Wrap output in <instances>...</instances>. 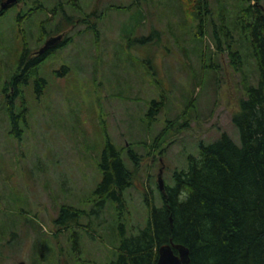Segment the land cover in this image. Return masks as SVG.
<instances>
[{
  "label": "rangeland",
  "instance_id": "1",
  "mask_svg": "<svg viewBox=\"0 0 264 264\" xmlns=\"http://www.w3.org/2000/svg\"><path fill=\"white\" fill-rule=\"evenodd\" d=\"M206 1L214 14L203 21L202 31L205 6L197 16L189 0H17L4 8L0 264L21 259L25 264H60L59 250L68 249L69 234L53 219L61 203L92 205L91 191L101 177L96 158L104 129L130 168L127 148L142 155L124 192L125 216L134 227L145 224V196L153 194L158 202L160 168L163 182L171 183L172 171L186 165L188 153L197 154L200 140L212 141L225 131L239 143L231 117L247 84L257 80L255 60L233 29L220 34L218 46L212 23L218 22L220 0ZM27 9H32L28 16ZM41 21L45 33L40 37ZM153 29L152 41L139 42L140 34ZM61 31L64 43L39 62L37 74L45 79L40 91L35 92L32 76L14 95L9 78L23 43L30 51ZM239 47L240 62L234 65L229 50ZM160 96L163 106L146 125L148 101ZM10 103L19 115L17 136L7 112ZM112 218L109 204L85 226L79 242L84 264L112 255Z\"/></svg>",
  "mask_w": 264,
  "mask_h": 264
},
{
  "label": "trees",
  "instance_id": "2",
  "mask_svg": "<svg viewBox=\"0 0 264 264\" xmlns=\"http://www.w3.org/2000/svg\"><path fill=\"white\" fill-rule=\"evenodd\" d=\"M189 1L193 2L197 16L205 6L199 22L202 31L203 21L212 18L214 11L206 0ZM222 1L216 8L218 22L212 23L214 38L219 40L220 34L230 29L238 32L240 42L245 43L243 48H248L255 60L257 71V80L247 84L245 96L232 113L239 143L225 131L212 141L200 140L197 154L188 153L186 165L172 171V182L164 183L158 202L153 194L145 196V224L134 227L128 225L125 216L124 192L132 184L134 170L131 168L138 165L142 155L131 146L127 148L125 157L131 161L130 168L120 147L104 129L105 139L96 158L101 177L91 191L92 205L86 209L61 203L53 219L60 230L66 229L69 234L68 249L60 247L59 250L60 264H84L80 257V237L92 218L109 204L113 207L109 241L112 255L97 264H155L158 247L163 243L184 244L189 250V264H264V12L261 0ZM3 11L0 8V15ZM31 12L32 9H27L24 13L28 16ZM65 19L68 22L70 17ZM38 31L40 37L44 35V21L39 23ZM156 33L153 29L149 35L140 34L137 38L143 45L148 44ZM63 43L58 42L54 48ZM217 43L220 47V40ZM240 48L229 50L234 65L240 59ZM26 49L25 41L16 71L9 78L14 95L32 76L35 92L45 84L37 68L39 60L51 51L41 58H28ZM163 102L161 96L149 99L144 113L146 125L156 118ZM7 112L11 129L17 136L20 129L15 126L19 115L12 103ZM163 130L167 131L166 127ZM129 228L135 231L128 232Z\"/></svg>",
  "mask_w": 264,
  "mask_h": 264
},
{
  "label": "water",
  "instance_id": "3",
  "mask_svg": "<svg viewBox=\"0 0 264 264\" xmlns=\"http://www.w3.org/2000/svg\"><path fill=\"white\" fill-rule=\"evenodd\" d=\"M17 0H3L0 8H5ZM264 12V7H263ZM62 38V33L48 37L39 51L55 46ZM158 187L162 191L164 182L161 176V168L157 174ZM176 250V252L174 251ZM17 264H25L24 260H19ZM155 264H189V250L181 243H163L158 247V256Z\"/></svg>",
  "mask_w": 264,
  "mask_h": 264
},
{
  "label": "flooded vegetation",
  "instance_id": "4",
  "mask_svg": "<svg viewBox=\"0 0 264 264\" xmlns=\"http://www.w3.org/2000/svg\"><path fill=\"white\" fill-rule=\"evenodd\" d=\"M59 33H62V38H64V31L58 32V33H56V34H59ZM56 34H50V35H48V36L43 40V42L39 45V47L34 48V49L30 50V51H28V50L26 49V50H27V55H26V56H27L28 58H34V57H39V58H41V57L45 56L46 53L52 51V50L54 49V46L49 47V48H46V49H44L43 51H39V50H40L41 46L44 44L45 40H46L48 37L53 36V35H56ZM63 40H64V39H61L59 42H61V41H63ZM57 44H58V43H57ZM41 59H42V58H41ZM28 60H29V59H28ZM39 62H40V60H39ZM22 66H23V64H22Z\"/></svg>",
  "mask_w": 264,
  "mask_h": 264
}]
</instances>
